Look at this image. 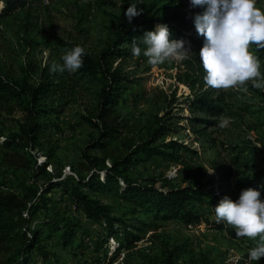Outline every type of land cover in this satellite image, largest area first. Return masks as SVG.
<instances>
[{"label":"rangeland","instance_id":"1","mask_svg":"<svg viewBox=\"0 0 264 264\" xmlns=\"http://www.w3.org/2000/svg\"><path fill=\"white\" fill-rule=\"evenodd\" d=\"M132 3H136L137 8L143 10L132 21L141 18L149 9L157 19L168 18L177 13L195 16L203 11L200 7L192 8L189 0H43L41 4L0 18V78L11 84L27 81L34 86L44 66L62 64L61 57L67 50L63 44L81 45L91 55L106 50L114 41L113 32L118 19L126 5ZM257 7L264 10V0H257ZM185 30L195 37L204 38L197 34L194 26H188ZM118 63L119 60H116L115 65ZM124 63V72L133 80V84L123 96L125 102H120L118 106L123 130L108 148L115 159H124L129 155L131 146L145 143L148 139L147 133L154 127L155 118H161L166 112H170L168 119H179L173 120L177 122V127L165 143L176 141L197 152L194 157H186L200 171L193 176L195 182L202 184L206 190L212 188L211 191L214 192L217 188L221 192L231 188L235 181L245 180L253 173L250 166L234 163L233 159L247 144L264 148L263 96L253 91L245 94L226 89L234 95L237 119H230L229 126L225 129H208L211 142L198 140L189 130L190 113L181 104L191 94L179 79V75L184 72L181 62L170 60L160 65H152L141 55L128 58ZM261 71L264 72V68ZM82 88L83 91L75 102L64 108L59 119L62 132L56 133L54 137L58 145L57 171H61L62 179L71 177L76 180L77 175L74 172L85 174V169L81 166L83 152L91 157H102L101 153L87 148L93 136H96L95 131L85 121V118L96 115L91 93L96 88L88 84ZM261 92L264 93V90ZM25 118L26 114L18 101L0 94V129L4 134L18 132L19 124L25 123ZM2 141L3 138L0 139V191L21 193L31 183V178L39 189H44L49 184V176L38 174L34 177V168L22 165L29 167L34 162L44 163L45 151L27 150L20 158L13 159L7 156L9 154L2 147ZM153 159L155 162L151 167L145 163L132 166L129 176L145 183L156 180V189H161L164 179L175 186L186 185L184 170L162 157L155 156ZM110 164V161H106L104 167L98 168L100 181L104 178V170ZM212 168L213 172L209 173ZM46 170L48 175L55 173L51 166ZM228 173L229 179H225ZM84 193L109 208L110 217L118 221L116 226L124 223L136 229L132 231L139 240L128 244L125 238L118 236L106 241V233L99 230L97 223L85 217L81 210L76 211L68 199L58 192H52L55 200L47 209L30 219L22 232L26 230L30 235L29 230L37 228L51 216H56L73 221L78 225L79 231L88 233L90 241L102 242L98 251L93 245L76 260L65 259V264H166V254L175 249L179 252L172 259L174 264H198L201 260L205 264H264V257L256 263L248 259L249 249L259 243L256 238L231 236L225 231L219 233L212 228L211 225L217 223L212 214L213 207L198 209V213L208 221V226L201 223L198 227H191L177 222L154 221L144 212H135L129 202L109 191L93 192L84 188ZM221 194L224 195V192ZM261 198L264 199V193ZM117 245H120V251L115 255ZM21 248L19 242L5 243L0 250V264L19 260ZM47 251L54 253L59 259V250L54 251L52 247H47ZM29 264L42 263L40 258L35 260L32 256Z\"/></svg>","mask_w":264,"mask_h":264},{"label":"trees","instance_id":"2","mask_svg":"<svg viewBox=\"0 0 264 264\" xmlns=\"http://www.w3.org/2000/svg\"><path fill=\"white\" fill-rule=\"evenodd\" d=\"M42 1L3 0L0 18L17 10L41 4ZM127 7L128 5L126 9ZM126 9L118 19L111 45L94 55L86 52L83 67L75 73L53 72L50 71L49 66H44L34 86L29 85L27 81L11 84L0 78V94L7 99L18 101L26 114V121L19 124L18 132L4 134L0 129V139L3 138L2 147L6 150V154H9L7 156L13 159L20 158L27 150H44V163L34 162L29 167L24 164L22 167L34 168V177L39 174L49 176L50 179L44 189H39L31 178V183L24 187L21 193L0 191V250L7 242H19L22 247L20 259L10 264H29L32 256L35 260L40 258L42 264H65V259L74 261L93 245L95 250L101 249L102 242L90 241L88 233L79 231L77 224L63 217L51 216L37 228L29 230L30 235L26 230L22 232L30 219L47 209L55 200L52 192H58L62 197H66L76 211L81 210L85 217L96 222L99 230L106 233V241L120 236L125 238L128 244L139 240L132 231L136 229L124 223L116 226L115 223L118 221L110 217L109 208L89 198L84 193V188L93 192L109 191L112 195H120L130 203L135 212H144L154 221L177 222L191 227H198L201 223L208 226V221L203 219L198 209L214 208L219 203V199L211 191L212 188L206 190L202 184L194 181L193 176L198 175L200 171L189 163L186 157H194L197 152L176 141L170 140L165 143L170 133L177 127V122L173 120L179 119V117L168 119L171 116L170 112H166L161 118H155L154 127L147 133L146 142L131 146L129 155L124 159H115L108 149L123 130L118 106L120 102H125L123 96L133 84V80L123 69L124 62L134 57L131 44L134 40L142 38L145 32L154 31L158 24H167L170 39L190 42L191 51L194 53V57L181 62L184 72L179 75L180 81L191 92L181 104L190 113L189 130L194 136L198 140L211 142L208 129H219L217 125L222 117L235 120L238 116L231 91L212 89L205 85L203 69L199 65V50L204 38L195 37L185 30L188 26H194V16L177 13L168 18L157 19L149 9L141 15V18L129 23L124 16ZM63 46L66 49L74 47L69 44ZM250 51L260 59L261 68H264V48H257L253 44L250 46ZM116 60H119L117 65H115ZM85 84L96 88L95 91H91L96 115L85 118L96 136H93L87 148L101 153L102 157H91L83 152L81 166L85 169V174L74 172L77 175L76 180L71 177L62 179L61 171H57L58 145L54 137L56 133L62 132L59 119L64 108L75 102ZM248 88L249 91L264 97L261 89L253 88L251 83L248 84ZM158 141L161 142L156 144ZM155 156L162 157L167 162L180 167V170H184L186 185L175 186L171 181L164 179L161 184L162 190H159L155 188L156 180L145 183L129 176L132 166L145 163L151 167L155 162L153 159ZM106 161H110L111 164L104 170V178L100 181L98 168L104 167ZM233 162L250 166L253 173L245 180L235 181L227 191H221L224 195L220 192V199L228 196L235 201L240 191L247 188L259 189L261 194L264 193V148L247 144L238 152ZM49 166L55 173L48 175L46 169ZM225 179H229V173L225 175ZM212 214L215 216L214 211ZM211 226L219 233L225 231L231 236H237L235 229L223 222L213 223ZM256 239L259 241V237ZM47 247H52L54 251L59 250V259L54 253L48 252ZM119 247L120 245H117L115 255L119 253ZM178 252L179 250L175 249L167 253L165 263L174 264L172 259ZM198 264H205V261L201 260Z\"/></svg>","mask_w":264,"mask_h":264},{"label":"clouds","instance_id":"3","mask_svg":"<svg viewBox=\"0 0 264 264\" xmlns=\"http://www.w3.org/2000/svg\"><path fill=\"white\" fill-rule=\"evenodd\" d=\"M189 4L203 9L193 17V24L197 34L204 37L199 65L205 85L247 94L251 83L253 88L264 90L261 61L250 51L253 44L264 48V10L257 7V0H189ZM2 5L3 0H0V7ZM142 11L132 3L124 16L131 23ZM169 37L167 24H158L154 31L145 32L142 38L133 41L132 54L143 55L152 65L170 60L179 63L194 57L190 42ZM86 54L83 46L75 45L65 50L62 64L51 65L50 71L75 73L83 67ZM229 123L230 118L222 117L217 126L225 129ZM208 172L212 173L213 168ZM213 210L216 222L231 226L237 236L259 237L257 246L248 251L249 261L257 262L264 257V199L259 189L241 190L235 201L224 196Z\"/></svg>","mask_w":264,"mask_h":264},{"label":"built area","instance_id":"4","mask_svg":"<svg viewBox=\"0 0 264 264\" xmlns=\"http://www.w3.org/2000/svg\"><path fill=\"white\" fill-rule=\"evenodd\" d=\"M175 172V171H174ZM159 190H162L159 188ZM213 194L219 199V201L221 200V196H220V192H218V189L216 188V191L213 192ZM191 228V227H190ZM113 239V238H112Z\"/></svg>","mask_w":264,"mask_h":264}]
</instances>
